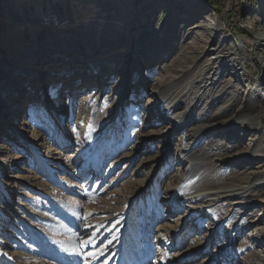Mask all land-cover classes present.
Instances as JSON below:
<instances>
[{"label": "rangeland", "instance_id": "obj_1", "mask_svg": "<svg viewBox=\"0 0 264 264\" xmlns=\"http://www.w3.org/2000/svg\"><path fill=\"white\" fill-rule=\"evenodd\" d=\"M11 2L0 0V36L7 26L14 31L23 23L21 12L12 13ZM260 4L261 0H203L205 12L231 34L230 41L246 48L245 74L253 88L264 70V46L254 42L262 31L261 22L257 24L252 18ZM33 9H25V17ZM131 9L122 17L108 13L110 19L106 11L100 13L104 22L118 25L115 30L132 40L130 45L118 47V53L104 51L108 27L99 26L97 18H88L83 35L92 43L97 39L99 55L80 59L78 53L69 54L66 65L71 62L70 67L65 68L69 70H50L54 73L48 76L57 77L53 80H66L60 83V89L55 90L58 82L46 75L47 79H42L45 66L37 65L38 61L25 65L21 58L25 50L36 48L23 44L9 48L10 54L8 48H0V264H248L259 262L263 255L264 236L254 229L264 228V219H258L259 225L246 227L258 216L261 205L228 206L236 220L241 218L237 224L241 223V230L237 225L233 228L228 220L219 227L225 215L218 216V210L212 215L197 211L198 215L185 218L181 225L178 220L172 222L185 213L187 202L171 206L175 202L164 199V189L176 175L175 168L180 167L175 162L180 138L187 129L204 123L199 117L201 112L206 122L215 123L228 119L232 109L241 108L236 101L226 115L213 118L232 101L235 88L242 87L244 81L234 87L220 77L214 87L208 86L204 92L202 87L197 93L204 81L193 75V66H201L204 57L195 61L192 57L189 62L186 57L184 67H191L185 77L189 83L177 85L171 98L160 99L157 83L177 73L173 71L175 66L182 68L183 55L179 54L191 39H185L186 29L180 27L176 16L159 19L158 13L151 16L147 11ZM205 14L193 19L203 20ZM81 20L83 15L74 19L70 28L76 29ZM133 25L138 26L136 30ZM40 43L43 52L45 42ZM79 49V54L84 52ZM149 55L156 59L148 61ZM49 59L53 62L48 66L57 61L54 56ZM100 62L111 68L106 72L107 81L97 79ZM74 67L78 70L75 74ZM63 86L66 88L59 97ZM23 90L31 93L21 102L10 96L12 91ZM92 90L98 103L87 104ZM254 91L264 98V86ZM81 99L85 101L81 103ZM149 100L160 113L166 109L163 119L149 111ZM6 104L10 110L5 111ZM257 104L261 106L264 133V101ZM185 109L187 123L169 140L157 138V132L166 130V124L174 123ZM233 131L234 135L240 132ZM36 134L40 140L34 142ZM230 136L222 130L206 133L203 138H214L220 146L217 142L234 146ZM244 136L241 141L252 137V133ZM248 139L241 146H246ZM203 145L194 149L195 156L203 153ZM67 153H73V157H65ZM214 157L205 153L201 163ZM257 162L247 168L255 167ZM142 183L145 190L135 193V187ZM258 189L254 187L249 200L258 197Z\"/></svg>", "mask_w": 264, "mask_h": 264}, {"label": "bare ground", "instance_id": "obj_2", "mask_svg": "<svg viewBox=\"0 0 264 264\" xmlns=\"http://www.w3.org/2000/svg\"><path fill=\"white\" fill-rule=\"evenodd\" d=\"M135 4L138 5L137 8L135 7ZM11 6L12 13L21 12L23 23L21 26L16 27L14 31H10L8 26L5 28L3 34L0 36V48L4 47L9 50V48H17V46L23 47V44L24 46L27 44L28 46L36 48L33 50H25V54L22 55L21 58L25 59L24 62L26 63V66L32 64L34 61H38L37 65L45 66V71H42V79H47L44 76L46 75L48 78H51L52 81L58 82L56 84L58 86H56L55 90L60 89V83L66 80L59 78V80H53L57 77H51L48 75L53 74L54 72L50 70H53L56 67H60L61 70H69L65 69L70 67L71 62L66 65V59L70 57L69 54L73 55L76 53V56L81 55V57H79L80 59H83L85 56L94 57V55H99L100 49L98 48L97 39L92 43L90 37H85V35H83L84 29L87 27L85 24H88L89 17L97 18V21L100 22L99 26L105 27V29L108 27V45L104 51L107 53H118L116 51L118 50V47H122V45L128 46L132 43V40L128 41L125 36L123 37L121 32L115 30L118 28V25L116 26V24H113L111 21L104 22L101 19L103 16L100 14L101 10L106 11V15H108V13L112 16L118 14L121 15V17L125 16L127 11L131 8L133 12L134 9L139 10L140 12L147 11V14L151 16H155L156 13H158V16H160L159 19L162 17L168 18V16H176L181 23L180 27L186 29L185 39L188 38L192 40L193 38H197L200 41V44L193 39V41H188V45L184 50L181 49L182 52L179 56L183 55L181 56L183 60V63L181 64L182 68H178L177 66L173 68V71L179 73L167 75V78L158 82L157 87H155L157 88L156 92L159 93L160 99L166 100L171 98L177 85L180 83H189L190 80L188 81V78L185 77L190 74L191 67H184V60L187 59L186 61L189 62L192 57H195L193 60L195 61L197 57H201L202 55L204 59L201 66L197 68V65L193 66V70L195 71L193 75H195L198 80L204 81V83H202L203 85L198 87L199 89L196 91L197 93L202 87H205L203 92L208 86L214 87L218 83L220 77H223L226 82H232L231 84H234V87L235 84L240 81H244V84H241L242 87H240V85L237 86L238 89L235 88L236 92L232 101L228 102L223 110L218 111L213 116V118H221L226 115L229 107L232 109L234 103L239 101L242 104V107L232 109L231 114L228 115V119H220L215 123L206 122V115L201 112L199 117L204 120L202 121L204 123L194 125V127L187 129L180 138L181 144L175 150V162H177L180 167L175 168L176 175H173L167 183L164 189V199L165 202H175L171 204V206H176L180 201L187 202V206L184 214L178 215L171 221L175 222L178 220L181 222V225L185 218L191 217L192 214L198 215V213H196L197 211H199V213L201 211L207 213V215H212L218 210L220 211L217 214L218 216H221L222 214L225 215L222 221H220L221 223H219V227L222 226V222L228 220L233 222L234 226L232 224L230 225L234 228L241 218L239 217L236 220L234 213L231 212L232 209H228V206H246L251 204L261 205L262 207L259 210L258 216L252 222H249L246 227L251 224L259 225L258 219H264V214L262 215L264 209V163L262 161L264 159V133L261 130V125L263 123L260 111L261 106L259 107L257 102L264 101V98L260 93L256 96L254 90H258L260 87L264 86V70L263 76L258 80V83L254 85L255 88H253L252 81H250L249 77L245 74V71L247 70L244 58L246 48L241 43L239 45L236 42L232 43L230 41L231 34L227 31H223L225 29L222 24L218 23L219 21H217L210 13H206L208 11L203 5V0H12ZM30 6H33L35 9H33L29 17H25L24 10ZM203 13H206V17H203V20H194L195 17H201L200 15ZM80 15H83V20H81L80 25L76 29L70 28L74 19L78 18ZM7 17L11 16L9 15ZM252 18L257 24L261 22L262 28L259 36L255 37V45L264 46V44H262L264 43V36L260 37V35L264 33V20L262 21V18L264 19V0H261L259 12ZM189 23H191V25ZM136 26L137 25H133V30L137 29ZM47 29L49 30L48 33ZM50 29L52 30L51 34ZM142 32L145 34L143 30ZM144 37H146V35H144ZM138 38L139 36L136 38L135 43L138 42ZM13 39L18 43L16 42L17 44H14L11 42ZM42 40L45 42L44 47L46 49H43V52L47 51L45 55L39 50L40 45L41 49L43 46L42 43L39 44ZM114 41L115 45L112 46V42ZM80 43L82 45H80ZM110 45L111 47H109ZM79 48L84 49V52L79 54L80 52L77 51L80 50ZM155 48L160 49L158 47ZM1 50L3 51L4 49L1 48ZM8 52L10 54V50ZM52 56H54L57 61H54V65L48 66L53 62L49 59L52 58ZM148 57V61L156 59L154 55H149ZM188 59L190 60L188 61ZM101 63L102 62L99 63V68L97 70L99 71L97 79L101 80L105 78L103 81H107L108 76H106V72L111 68H108L106 66L107 64ZM73 70L74 74L78 71L75 67ZM180 77H183V79H180ZM97 86L100 85L98 84ZM190 86L191 83L189 84V87ZM65 88V86L61 88L62 91L59 97L62 96ZM19 90L22 91V89ZM20 91H12L10 96L20 99V101L17 100L21 102V99L24 98L25 100L31 93L27 90H23L24 92ZM49 92H53L52 89H49ZM89 92L92 96L91 98L88 97L89 95L86 97L88 99L90 98V100L87 101V104L98 103L99 98L96 96L97 94L95 90ZM80 101L83 103L85 99H81ZM3 108L7 111V109H11V106L6 104V107ZM147 108L150 112H155V115H158L163 119L166 109L160 113L153 104H151L150 100ZM186 110L187 109L183 110L176 116L174 123L166 124L164 127L166 130L162 129L157 132V135H159L157 138H164L167 141L173 137L175 132L183 127V123H187V121H185L188 118V112ZM4 115L6 114L4 113ZM23 124H27V122L24 121ZM235 129L240 130L238 133L239 135H234L233 130ZM222 130H227L228 134H231V140L235 141L234 146L223 144V142H217L222 144V146H220L214 142V138H212V140L209 139V141L211 140L210 142L203 138V135L206 133H218ZM247 132H251L252 137L249 139H242L241 141V138L245 137L244 133ZM256 133H258V135H256ZM36 137H38V134L32 139L34 142L35 140H40V137L37 139ZM246 139L249 140L248 144L246 143L247 145L244 147L241 146ZM238 141H241L240 147L237 146ZM202 143H204L201 149L202 151L204 150L203 153L199 156H195L194 149ZM205 153L215 155L216 157L210 162L201 163ZM65 157H73V153H67ZM151 160L152 159H148V161ZM256 160H258V164L255 167L250 169L247 168V166L253 164ZM229 175L234 176L231 177ZM254 187L259 188V191H257L259 192L257 195L258 197L249 200L248 196L254 191ZM135 189V193L143 192L145 190L144 183L136 186ZM224 206L225 209H223ZM171 212L172 211H170V213ZM259 216L262 217L258 218ZM198 222H201V218L198 219ZM168 227L172 228L171 225H167V228ZM175 227L176 226H173V228ZM228 228L230 227L228 226ZM237 228L243 230L241 228V223L237 225ZM254 230L260 232L264 236V228L257 226ZM258 232L257 234L260 236ZM228 234L230 235V233ZM262 238L263 237H261V241H263ZM257 241L260 242V239ZM200 246L201 244L198 245L197 248ZM194 252L197 251H193V253ZM258 254L260 253L258 252ZM248 264H264V253L260 256L259 262L256 263L253 261Z\"/></svg>", "mask_w": 264, "mask_h": 264}, {"label": "snow or ice", "instance_id": "obj_3", "mask_svg": "<svg viewBox=\"0 0 264 264\" xmlns=\"http://www.w3.org/2000/svg\"><path fill=\"white\" fill-rule=\"evenodd\" d=\"M88 241H85V242H83V243H87ZM91 255V254H90Z\"/></svg>", "mask_w": 264, "mask_h": 264}]
</instances>
